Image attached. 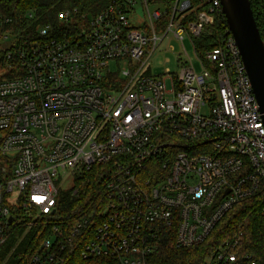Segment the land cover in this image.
<instances>
[{
    "label": "built area",
    "instance_id": "1",
    "mask_svg": "<svg viewBox=\"0 0 264 264\" xmlns=\"http://www.w3.org/2000/svg\"><path fill=\"white\" fill-rule=\"evenodd\" d=\"M149 1L158 6L111 0L65 33L38 27L23 46L1 36L16 74L0 81V264L35 225L50 233L26 264H64L78 247L85 260L147 264L159 233L172 232L175 249L200 245L233 206L264 192V128L226 24L217 47L195 53L199 74L180 58L175 76L147 72L169 33L193 44L223 24L219 0H197L191 21L193 0H171L161 25L163 9L150 13ZM12 23L0 15L1 26ZM119 61L120 75L110 70ZM85 173L94 174L90 188L63 218L59 196L78 198L74 180ZM237 242L210 264L234 263Z\"/></svg>",
    "mask_w": 264,
    "mask_h": 264
},
{
    "label": "trees",
    "instance_id": "2",
    "mask_svg": "<svg viewBox=\"0 0 264 264\" xmlns=\"http://www.w3.org/2000/svg\"><path fill=\"white\" fill-rule=\"evenodd\" d=\"M171 0H155L158 6H163L162 17L159 25L167 22L170 15L169 2ZM111 0H0V15L11 18L10 25H0V40L4 34L11 35L17 40L18 46H23L26 41L36 38L35 31L40 26L48 25L53 34L65 33L72 27V23H80L83 15L94 16L110 5ZM250 8L264 43V0H249ZM198 1L193 0L192 7L186 21H191L196 14L202 10L197 6ZM194 9V8H192ZM76 10L77 14H73ZM65 13L70 18L65 21ZM33 16L32 19L27 15ZM223 24L213 23L205 27L200 36L193 39L195 53L202 56L207 51L219 44ZM0 52V64L6 67L10 63ZM15 67L16 61L11 62ZM14 76V75H13ZM11 72L0 77L3 79L12 78ZM3 159L0 157V161ZM93 170L92 172H94ZM94 174L85 173L75 178V189L78 190V198H71L69 192L59 196V213L64 218L73 213L76 203L84 199V193L90 188ZM70 229L67 225L65 231ZM24 228L16 230L7 244L6 251L14 246L17 239L22 235ZM49 228H42L35 225L28 230L23 239L18 243L7 264H26L28 257L40 245L42 240L48 238ZM238 239L235 245L234 263L220 264H264V192L257 191L245 200L237 203L214 226L208 237L200 245L188 249H175L172 246V232H161L155 237L156 246L147 257V264H210L218 249L227 241ZM4 251V254L5 252ZM80 247L76 248L66 257L64 264H104L102 259H83L80 255Z\"/></svg>",
    "mask_w": 264,
    "mask_h": 264
},
{
    "label": "water",
    "instance_id": "3",
    "mask_svg": "<svg viewBox=\"0 0 264 264\" xmlns=\"http://www.w3.org/2000/svg\"><path fill=\"white\" fill-rule=\"evenodd\" d=\"M221 12L238 49L264 128V43L249 0H219ZM227 193V191H226Z\"/></svg>",
    "mask_w": 264,
    "mask_h": 264
},
{
    "label": "rangeland",
    "instance_id": "4",
    "mask_svg": "<svg viewBox=\"0 0 264 264\" xmlns=\"http://www.w3.org/2000/svg\"><path fill=\"white\" fill-rule=\"evenodd\" d=\"M148 9L150 13H153L156 9H159L157 5H153L150 3L148 4ZM136 13L139 15V17H144V13L141 12L140 9V2H136ZM162 6L160 7V10H162ZM2 38V37H1ZM1 41V40H0ZM11 43L10 39L5 40L4 42H1L3 47H0V52H3V49L7 47ZM182 46L184 47L185 54L183 52ZM183 60H190L193 65L194 72L196 74H199L201 72V65L199 61L196 59L195 51L193 48L192 42L184 37V41L180 43L177 41L171 33H169L166 38L163 39L162 42L158 43L155 52L153 56L151 57L149 61V70L147 71L148 74L152 76H159L164 75L166 71L170 73V75L175 76L179 73V65H178V59ZM126 69V65L123 61H119L118 65L111 64L110 70L113 73H120ZM7 72H11L9 70L8 65L6 64V67L0 64V77L4 74H7ZM15 72H11V76L15 75ZM167 88L170 87L169 81L166 83ZM70 184V183H69ZM68 184V185H69Z\"/></svg>",
    "mask_w": 264,
    "mask_h": 264
},
{
    "label": "crops",
    "instance_id": "5",
    "mask_svg": "<svg viewBox=\"0 0 264 264\" xmlns=\"http://www.w3.org/2000/svg\"><path fill=\"white\" fill-rule=\"evenodd\" d=\"M2 46V44H0ZM3 47V46H2Z\"/></svg>",
    "mask_w": 264,
    "mask_h": 264
}]
</instances>
